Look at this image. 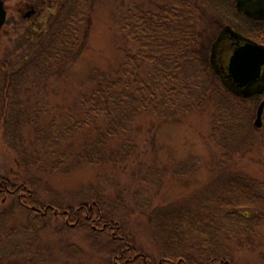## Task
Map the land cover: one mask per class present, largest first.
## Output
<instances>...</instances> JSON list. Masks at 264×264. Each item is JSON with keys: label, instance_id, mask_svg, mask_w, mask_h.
<instances>
[{"label": "trees", "instance_id": "obj_1", "mask_svg": "<svg viewBox=\"0 0 264 264\" xmlns=\"http://www.w3.org/2000/svg\"><path fill=\"white\" fill-rule=\"evenodd\" d=\"M93 1L65 0L36 42L25 37L19 55L9 50L0 55V140L14 155L19 172L5 176L0 164V201H7L0 210V264H27L37 247L35 239L54 219V232L61 236L90 229V244L102 248L106 264L156 262L127 232L122 206L104 198L100 187L79 192L72 202L54 192L47 203L34 188L41 182L36 171L68 174L87 164L127 165L137 154V143L133 137L115 141L132 135L142 116L175 122L210 101L215 102L210 138L221 150L217 173L175 201L153 206L146 200L133 206L147 217L150 244L162 260L158 264L234 263L235 252L254 245L264 224V181L230 167L236 156L252 148L260 130L244 103L262 96H237L215 74L210 56L218 35L205 29L196 0H158L154 8L137 5L116 11L118 40L121 36L128 45L117 41L124 61L109 71L93 68L89 88L80 93L75 107L45 120V96L39 91L34 96L31 90L47 86L52 70L79 51ZM217 6L242 17L240 31L264 43V20L239 14L233 0L217 1ZM81 133L86 138L79 142ZM9 205L21 206L29 215L24 232L13 225ZM112 229L115 234L109 233ZM66 250L71 257L79 252L74 245L60 251Z\"/></svg>", "mask_w": 264, "mask_h": 264}, {"label": "rangeland", "instance_id": "obj_2", "mask_svg": "<svg viewBox=\"0 0 264 264\" xmlns=\"http://www.w3.org/2000/svg\"><path fill=\"white\" fill-rule=\"evenodd\" d=\"M64 1L4 0L7 17L0 32V55L5 50L15 51L16 55H19L25 44V37H32L31 42H36L38 34L50 29L51 19L57 15ZM156 1L158 0H94L92 2L89 19L82 29L79 51L72 60L52 70L47 86L39 89L34 87L31 90L34 96L37 91L45 96L48 108L45 107L48 111L45 120L50 119V116L58 117L69 113L75 107V101L80 93L86 92L89 88L87 78L93 68L109 71L119 67L124 61V55L117 49L118 35L121 33L118 32L115 24L116 11H126L137 5L154 8ZM217 1L221 0H196L197 12L203 16L205 29L210 33L215 30L217 35L226 25H232L238 31L243 30V18L237 19L234 15L227 14L222 7L217 6ZM32 8L35 12L28 15ZM221 21L223 23L220 29ZM120 40L119 43L128 46L121 36ZM263 99L262 96L257 101L249 99L244 103L250 108L254 125L258 106ZM214 110L215 102L210 101L202 110L186 114L175 122L162 121L152 115L142 116L137 121L132 135H121L115 141L128 137L135 139L138 151L127 165L87 164L68 174L36 171V178L41 182L40 184L38 182L34 188L39 191L40 199L48 203L53 200L54 192L67 197L72 202L79 192L85 193L92 186L100 187L104 198L122 206L120 213L121 216L126 217L127 232L134 236L137 244L145 250L144 253L155 258L156 262L153 261L152 264H158L160 258L150 244L152 242L147 217L133 204L139 206L143 201L149 200L153 206L164 205L191 194L214 177L221 161V150L210 138L211 116ZM258 128L260 130L256 134L252 148L236 156L230 167L264 181V113L263 125ZM26 136L29 140L33 139L30 132H27ZM85 138L82 133L77 136L79 142ZM13 159L14 155L0 140V164L3 175H9L12 170L15 171V175L19 173L13 166ZM6 204L7 201H0V210H5ZM12 207L9 205L13 210L11 220L21 232L24 230L22 226H26L29 215L21 206ZM129 208L135 211L130 213ZM53 222L54 225L39 233L40 239L38 237L35 239L34 243L37 247L28 255L27 264L107 263L102 248L91 246L90 229L71 231L61 236L54 232L56 219ZM37 223L40 225L42 221L39 220ZM71 223L75 226L76 222ZM113 232L114 229L109 231V233ZM258 233L254 245L235 252V264H264V224L258 229ZM60 240L62 245L58 244ZM64 245H74L79 252L74 257L69 255L68 250L63 251L62 254L60 250ZM118 264L122 262L119 261Z\"/></svg>", "mask_w": 264, "mask_h": 264}, {"label": "water", "instance_id": "obj_3", "mask_svg": "<svg viewBox=\"0 0 264 264\" xmlns=\"http://www.w3.org/2000/svg\"><path fill=\"white\" fill-rule=\"evenodd\" d=\"M243 14L254 18L264 19V0H235ZM35 12L32 10L28 13ZM7 10L4 0H0V32L6 22ZM234 41L235 48L227 56L220 53L223 41ZM210 61L223 84L237 96L250 98L264 94V44H261L240 32L232 26H225L211 50ZM264 100L258 106L256 127H262ZM36 208V207H33ZM57 213V212H56Z\"/></svg>", "mask_w": 264, "mask_h": 264}, {"label": "flooded vegetation", "instance_id": "obj_4", "mask_svg": "<svg viewBox=\"0 0 264 264\" xmlns=\"http://www.w3.org/2000/svg\"><path fill=\"white\" fill-rule=\"evenodd\" d=\"M234 1V4H235V8H236V11L239 13V14H242V12H240L238 10V7H237V2L235 0ZM232 26V25H230ZM235 44H234V41L232 40H227V41H223V43L221 44L219 50H220V53L223 55V56H227L228 54H231V52L233 51V49L235 48Z\"/></svg>", "mask_w": 264, "mask_h": 264}]
</instances>
